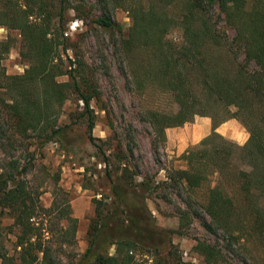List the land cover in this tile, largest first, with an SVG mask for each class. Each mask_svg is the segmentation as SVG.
<instances>
[{"label": "trees", "instance_id": "trees-1", "mask_svg": "<svg viewBox=\"0 0 264 264\" xmlns=\"http://www.w3.org/2000/svg\"><path fill=\"white\" fill-rule=\"evenodd\" d=\"M95 3L100 15L91 23L119 35L107 13V0ZM5 4L9 11L0 12L5 20L0 25L17 31L25 69L7 75L0 65V264H131L133 249L157 250L162 244L154 241L158 231L144 203L158 190L184 193L185 210L179 214L198 218L207 232L220 235L223 247L195 239L192 249L203 264H225L224 250L232 251L231 245L244 247L245 222L264 248V0H181L174 19L151 4L133 12V27L119 42L122 52L150 39L159 54L153 57L154 67L177 106L173 114H150L161 122V135L165 128L181 126L195 115L211 122L210 133L181 155L186 168L167 173L161 182L142 175L132 163L135 141L127 129L124 143L115 136L87 65L75 55L73 60L65 57V67L62 54L67 39L61 22L68 11L79 13V8L72 7L70 0H23L11 9L10 3ZM212 8L222 16L224 31L233 32L224 43L210 23ZM170 22L181 31L182 43L175 55L167 54L161 43ZM10 48L9 37L0 41V61ZM212 50L223 57H206ZM61 76L67 81H57ZM70 98L80 103L75 120H83L88 144L103 166L108 194L91 199L93 216L84 251L63 261L65 246L73 245L76 219L69 216L65 202L56 229H48L47 217L56 211L55 202L48 208L40 206L26 176L35 152L45 144L57 143L65 150L62 145L70 124H58V117ZM91 103L105 114V126L112 133L104 140L91 135L95 124ZM229 119L245 129L242 145L215 132ZM207 163L214 184L207 186L203 201L198 202L190 193L206 180ZM111 246L112 255L101 252ZM148 260V264H179L169 251ZM249 264L258 263L250 257Z\"/></svg>", "mask_w": 264, "mask_h": 264}, {"label": "rangeland", "instance_id": "rangeland-1", "mask_svg": "<svg viewBox=\"0 0 264 264\" xmlns=\"http://www.w3.org/2000/svg\"><path fill=\"white\" fill-rule=\"evenodd\" d=\"M52 1L46 0V3ZM95 1L70 0L71 6L79 8L80 12L70 10L62 19V35L67 39V48L62 54V60L68 68L65 57L73 60L76 55L87 65L101 94L100 99L109 111L108 119L113 123L115 136L123 142L127 129L135 141L132 163L138 167L142 175L151 178L152 181H164L167 173L186 168L181 155L197 147L198 143L188 145L181 153H176V146L186 139L188 128H191L200 116L195 115L190 122L181 126L165 128L162 136L158 128L161 122L154 120L150 114H173L177 106L166 84L161 80L160 73L154 67L153 57H159V54L150 44V39L133 44L126 53L122 52L119 42L133 27L131 16L136 9L147 8L151 4L157 12L166 13L174 19L180 10L181 0H107V13L111 21L119 27V35L116 31L113 33L103 31L91 23L94 16L100 15ZM5 3H10L11 9L23 3V0H0V12L9 11L5 9ZM209 17L211 25L224 43L233 32L224 31L222 16L215 8H212ZM0 21L5 20L0 17ZM176 26L175 22H170L166 34L161 38L167 54L175 55L182 43L181 31ZM6 37L10 38L11 48L0 61V65L7 75L22 74L25 63L18 54L20 38L17 31L0 25V41H4ZM167 47L169 51L166 50ZM205 56L223 57L214 50ZM194 57L198 56L194 54ZM57 81L66 82L67 77H58ZM91 107L95 115L91 135L104 140L112 134L105 126L106 116L94 106V103H91ZM197 109L195 108L196 111ZM79 112L80 103L74 98L62 104L58 124H70V132L62 145L65 150L57 143L45 144L35 152L30 161L31 169L26 176L27 187L33 195H37L40 206L48 208L52 201L55 202L56 211L47 217L48 229H56L58 211L64 208L65 202L69 205V216L76 219L73 245L68 248L65 246V252L61 253L63 261L84 251L87 245L88 224L93 216L94 206L91 199H100L99 195L108 194L103 166L95 156V150L88 144L83 120H75ZM239 127L234 136L237 142L247 138L245 129L240 124ZM206 165L208 166L203 171L206 180L190 193L198 202L203 201L207 186L214 184V176L209 174L210 165L208 163ZM135 181H139V177H136ZM186 199L184 193L181 192L178 196L175 190H158L155 195L149 196L144 203L151 215L153 227L158 231L154 241L162 244L157 250L133 249L135 251L131 264H148L149 257L153 261L157 255L165 256L167 251L179 264H203L202 258L192 249L195 239L211 245L217 244L218 247L224 246L220 235L207 232L198 218L179 214V211L185 210L183 201ZM244 226L242 235L247 238V242H244L242 248L240 245H231L232 251L224 250L223 253L227 256L225 264H249L250 257H254L258 264L264 262L261 241L250 232L246 222ZM55 238L57 236H54ZM101 252L112 255L113 246L105 247Z\"/></svg>", "mask_w": 264, "mask_h": 264}, {"label": "crops", "instance_id": "crops-1", "mask_svg": "<svg viewBox=\"0 0 264 264\" xmlns=\"http://www.w3.org/2000/svg\"><path fill=\"white\" fill-rule=\"evenodd\" d=\"M239 124L233 120L229 119L219 126L216 127L215 132L227 140L236 142L238 145L244 143L245 138L241 142H237L234 139L235 133L239 131ZM211 131V122L207 117H200L195 121V124L188 128L186 139H183L176 146V153L183 152L188 145L197 144L202 138L207 136Z\"/></svg>", "mask_w": 264, "mask_h": 264}]
</instances>
